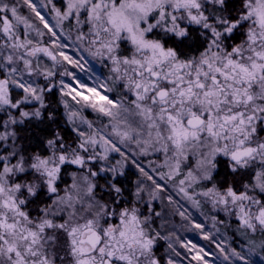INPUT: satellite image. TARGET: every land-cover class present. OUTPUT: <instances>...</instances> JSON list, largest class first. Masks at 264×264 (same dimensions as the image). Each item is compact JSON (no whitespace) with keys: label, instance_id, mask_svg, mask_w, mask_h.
Masks as SVG:
<instances>
[{"label":"snow or ice","instance_id":"1","mask_svg":"<svg viewBox=\"0 0 264 264\" xmlns=\"http://www.w3.org/2000/svg\"><path fill=\"white\" fill-rule=\"evenodd\" d=\"M0 264H264V0H0Z\"/></svg>","mask_w":264,"mask_h":264},{"label":"rangeland","instance_id":"2","mask_svg":"<svg viewBox=\"0 0 264 264\" xmlns=\"http://www.w3.org/2000/svg\"><path fill=\"white\" fill-rule=\"evenodd\" d=\"M182 235H184V238H185L186 240H187V239H190V240H192L193 242L197 243L198 245H202V244H205V243H206V242L200 240V239L198 238V236H197L195 233H191V232L186 233V234H183V233H182Z\"/></svg>","mask_w":264,"mask_h":264}]
</instances>
